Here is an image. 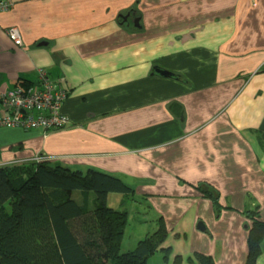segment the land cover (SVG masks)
<instances>
[{
    "label": "crops",
    "instance_id": "0c3cea01",
    "mask_svg": "<svg viewBox=\"0 0 264 264\" xmlns=\"http://www.w3.org/2000/svg\"><path fill=\"white\" fill-rule=\"evenodd\" d=\"M9 1L0 91L42 69L66 90L70 124L0 128V167L48 160L119 176L133 192L109 193L108 206L128 223L126 198L140 200L150 216L127 248L162 217L170 258L244 264L246 211L264 221V0Z\"/></svg>",
    "mask_w": 264,
    "mask_h": 264
},
{
    "label": "trees",
    "instance_id": "16d2710c",
    "mask_svg": "<svg viewBox=\"0 0 264 264\" xmlns=\"http://www.w3.org/2000/svg\"><path fill=\"white\" fill-rule=\"evenodd\" d=\"M132 192L119 176L94 168L70 169L48 160L0 167V264H147L157 251L168 258L170 248L161 246L167 238L162 217L154 232L120 253L127 212L108 206L107 195ZM246 217L244 264H257L264 221L256 210H247ZM185 260L214 264L197 252ZM180 262L173 258V264Z\"/></svg>",
    "mask_w": 264,
    "mask_h": 264
},
{
    "label": "built area",
    "instance_id": "2783aa9c",
    "mask_svg": "<svg viewBox=\"0 0 264 264\" xmlns=\"http://www.w3.org/2000/svg\"><path fill=\"white\" fill-rule=\"evenodd\" d=\"M11 5L9 0H0V12L7 11ZM5 32L15 46L22 45L16 27H8ZM66 95L59 83L38 69L35 82L17 83L11 89L0 91V127L43 133L65 128L70 124L69 118L62 113Z\"/></svg>",
    "mask_w": 264,
    "mask_h": 264
},
{
    "label": "rangeland",
    "instance_id": "374dc122",
    "mask_svg": "<svg viewBox=\"0 0 264 264\" xmlns=\"http://www.w3.org/2000/svg\"><path fill=\"white\" fill-rule=\"evenodd\" d=\"M112 196H115V195H112ZM126 200H127L126 208L129 209L130 210V213H133V214L129 218L128 223L126 225V228H125V231H124V236H123V244L121 245L120 253L125 252V251H127L129 249H132L135 246L134 245L131 248H127V246H126V244L124 242V240H126V238H128V240L130 238L131 239H135V242H136L137 235L138 234L143 235L144 232L142 230H138L137 234H135V230L134 229L138 227L137 220H143L144 218H150V216L148 215V213L145 211V208H143L142 205H140L141 204L140 203L141 202L140 200H137L138 203H135V204L134 203L131 204L130 198H126ZM113 201L114 200L111 197L110 198V202H113ZM154 231H155V229L151 230L148 234H151ZM131 234H133V235H131ZM156 254H158L159 257H157V258L155 257V256H158V255L151 256L150 258H148L147 264H173L172 263V259L173 258H170L168 256V258L164 259V258H162L160 256L161 253L159 251H157ZM185 263H187L186 260H185ZM180 264H182V263H180Z\"/></svg>",
    "mask_w": 264,
    "mask_h": 264
},
{
    "label": "water",
    "instance_id": "95a60500",
    "mask_svg": "<svg viewBox=\"0 0 264 264\" xmlns=\"http://www.w3.org/2000/svg\"><path fill=\"white\" fill-rule=\"evenodd\" d=\"M134 26H137L138 27V19L135 17L133 20H132ZM160 73L162 74H165V75H170L168 72H165V71H161ZM199 230H203L204 227L202 226V223H198L197 226H196Z\"/></svg>",
    "mask_w": 264,
    "mask_h": 264
},
{
    "label": "bare ground",
    "instance_id": "6f19581e",
    "mask_svg": "<svg viewBox=\"0 0 264 264\" xmlns=\"http://www.w3.org/2000/svg\"><path fill=\"white\" fill-rule=\"evenodd\" d=\"M18 83H24V82H18ZM17 84V83H16ZM15 84V85H16ZM24 84H28V83H24ZM30 84V83H29ZM11 89V88H10ZM6 90H8V89H6ZM2 91H4V90H2ZM1 128V127H0ZM7 129H9V128H7ZM11 129H13V128H11ZM20 130V129H19ZM24 131V130H23ZM28 131V130H27ZM54 131V130H53Z\"/></svg>",
    "mask_w": 264,
    "mask_h": 264
}]
</instances>
